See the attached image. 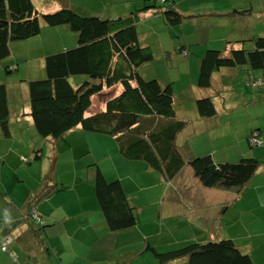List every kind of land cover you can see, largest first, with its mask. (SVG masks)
<instances>
[{
	"label": "trees",
	"instance_id": "1",
	"mask_svg": "<svg viewBox=\"0 0 264 264\" xmlns=\"http://www.w3.org/2000/svg\"><path fill=\"white\" fill-rule=\"evenodd\" d=\"M58 1L60 7L42 11L33 0H0V65L11 53L10 42L39 33L42 23L50 26L65 24L77 35L76 45L43 54L45 75L23 79L27 83L28 114L37 132L58 138L79 124L88 132L113 135L119 153L129 159L145 161L165 181L173 179L187 163L204 185L239 190L258 168L259 159L242 155L235 160L218 161L211 153L186 158L183 154L186 143L178 144L176 139L185 121L174 117L172 82L146 76L140 69L153 58V51L150 46L140 44L137 23L141 13L156 6L157 0L116 15L82 13L65 5L63 0ZM253 6L250 3V6L234 7L222 13L247 17L255 12L264 14V10H256ZM162 12L172 24L181 21L183 15L172 3L164 6ZM248 39L252 42L251 47H231L228 54L220 48L206 47L199 59L197 84L211 88L213 72L224 66L246 65L264 70V34H254ZM248 39L241 38L240 41ZM185 47L179 44L177 50L187 54ZM11 64L5 63L6 72L17 68L16 64ZM76 74L83 77L72 83L70 76ZM16 80L19 84L22 79ZM8 84L0 81V128L4 135L10 134L11 130ZM105 88L109 93L101 107L87 112L92 96L105 92ZM219 91L196 99L200 113L210 114L216 110L213 94ZM261 92L264 96V85ZM253 137L256 142L251 140ZM248 142L251 145L264 143L259 129L252 130ZM33 156L40 157L41 148H34ZM92 164L95 199L109 228L119 230L136 223L137 206L127 196L121 180L118 177L107 179L97 162L92 161ZM51 166L43 176V187L35 194V200H40L48 190L62 186L54 178V163ZM32 207L36 208V205L29 206L24 216L31 218L38 231L43 228L44 220L32 216ZM8 235L12 237L11 241L6 249L1 246L0 249L10 252L13 235L5 233L0 240ZM144 247L152 250L158 264L180 258H185L187 264H255L231 237L192 240L163 250L148 243ZM132 256L133 253L121 257L117 264L128 262ZM19 263L23 264L18 260Z\"/></svg>",
	"mask_w": 264,
	"mask_h": 264
},
{
	"label": "rangeland",
	"instance_id": "2",
	"mask_svg": "<svg viewBox=\"0 0 264 264\" xmlns=\"http://www.w3.org/2000/svg\"><path fill=\"white\" fill-rule=\"evenodd\" d=\"M63 1L65 5L76 8L82 13H98L100 15L126 13L128 10L142 5L144 2H153V0ZM246 1L245 7H247L250 4L249 1H251L254 5V9L264 10V0ZM33 2L36 7L42 11H51L61 5L58 0H33ZM171 3L174 4L176 9L183 12L181 21L173 24L166 23L163 21L161 14H156L152 17V22L155 23V25L151 29H149L147 25L149 21L144 19H139L138 21L137 29L140 32L142 40H145L149 44L154 53L153 58L143 63L140 69L144 72V75L149 77L158 76L164 80L173 79V86L176 92L179 91L181 94L180 97H177L175 94L176 105L180 108L179 102L183 103L182 113H180L191 119V121L188 120L189 122L186 127L178 134V140L181 143L187 140L191 147H195L196 153L200 154L215 150V155L213 154L215 160H235L240 157L237 156L239 148L236 146V144H239V141L224 145L226 144L225 136L221 133H226L228 131L237 132L246 126L245 120L247 119L248 123V118H253L254 122L252 121V124H257V118H261L264 124V96L263 92L260 91L261 89L256 85V79L252 78V75H248L245 69H243L241 70L242 78L240 76H236L233 79L229 77V82H226L225 79V85L218 87L220 91L213 94L224 106V110L221 111L217 118H235L237 124L235 123L236 128L234 130H232L234 121L221 126L217 125L219 128H212L209 125L206 128H202L207 122L205 120L192 122L195 115L193 114L194 101L189 97L193 95L190 87L196 84L199 59L206 47L222 49L227 40L224 33L229 32V30L233 33L236 31L247 33L249 32L247 24L252 25L251 28H253L254 32L264 34V14L262 17L263 21L260 22L256 19V12L253 14L254 16H252L254 19L243 15H226L218 12L209 13V11L215 7H226L228 0H157V5L154 7L162 10L164 6H168ZM231 8H233V6ZM159 15L161 16L160 19L157 17ZM245 18H247V23L245 22ZM248 19L251 20L248 22ZM212 23L214 26L222 28V35H217L218 33L216 31L212 32L213 29L215 30ZM209 31H211V34H209ZM33 36H36L35 38H37L38 41L34 42L32 41L33 39L30 38L12 40L10 42L11 53L1 60L0 81L10 82L12 79H22L20 82L21 85L15 86L14 83H9L10 96H14V98L11 99L12 105H17L14 103L23 105V102H27V83L26 80L23 79L45 75L39 66V55L45 53V51L50 52L58 50V48H63V44L68 45L65 47L76 45L77 38L76 32L69 29L65 24L51 25ZM179 40L185 41V48H187L188 52L190 50L188 55L191 57L190 69H186L185 66L182 67L180 64L178 65V62L183 63L188 57L182 54V51L176 49ZM166 50L172 53L168 55L167 59L163 56V54L167 53L165 52ZM180 58L181 60H179ZM6 62H12V66L14 63H18L20 67L6 72ZM263 72V69H256V75L261 76ZM82 77L83 75L81 74L72 75L70 76V81L76 83ZM258 83L261 84L260 81H258ZM228 85L234 86V88ZM206 90L208 89L206 88ZM215 90L216 87H213L211 93ZM106 95L102 93L94 94L92 96V104L87 112L99 109V106L102 104L101 100H103ZM213 116L216 118L215 115ZM22 127V134L26 140L29 142L37 140L36 146H43V155L40 158H34V149L32 146L24 145L23 148L18 150V153H23L22 155L20 154L21 163L25 166H29V169L33 170L34 174L37 173L38 177L43 175L50 167L56 155L57 158L54 164L56 179L64 182L71 181L72 175H81L85 177L88 167L92 170L94 169L92 161L97 162L107 179L120 177L119 179L127 186H130L128 180L131 174H135L134 177L140 180V188H142L141 186L143 184L153 180L151 175H158L157 171L146 169L147 164L145 161L140 159H129L119 153L118 143L113 135L94 131L90 139H81L80 137V139L74 140V138L71 137L72 134L69 133L58 138H52L39 134L34 125H29V123L24 122ZM262 133L264 134V130ZM233 139H235V136L230 137L227 142ZM247 139L243 138L242 142L247 144L249 148L264 146V143L251 145L248 143ZM208 149L209 151H207ZM232 153L235 156H230ZM24 156L30 161L24 160ZM1 158H3V156ZM121 160H123L124 163L120 162ZM5 164L7 168H0V194H3V191L6 190V185L9 183V185L13 184L12 189H14L16 195L22 197L24 195L23 188L14 185L16 181L18 182L16 169L13 170L14 172L12 173V167L9 165L8 161H5ZM188 168H191V166L189 165ZM23 174L25 173L23 172ZM156 190V188H149V192L152 195L150 199L147 198L146 194L145 197H143L142 194L144 193L141 191L140 198H134L137 201L136 203L140 205L139 218L137 220L138 223L140 222V226L136 223L134 227H128L125 230L112 231L110 233L113 234V236L117 235L118 243L122 249L119 254L124 253L122 257L128 256L129 253L127 252L129 251L133 253L132 260L129 264H139L138 258L139 260L145 259L146 255L152 256L155 263H157V259L152 250L144 247L148 237L152 239L151 241H153L152 243L154 245L156 244L155 246L157 249L163 250L192 241L195 239L194 235H196V233L206 235L209 229H213V231L209 232L210 234H215L218 229H220L224 235H228L229 233L238 235L241 233V223L239 218H237L240 210L239 205L236 204V201L241 203L239 198L235 199V207H229L225 214H219L223 215V218H221L222 225L214 227L208 224H216L213 217L215 216L216 221H218L219 216L217 217V214L221 210L216 211L219 204L217 205L213 202L205 203L200 206L203 209L196 210L194 204L192 206V204L185 202L183 198L176 202L166 199L163 205L164 217L159 219L156 212L157 210L152 213L153 207H155V205L159 206V202L153 201L157 194ZM171 190L172 193L175 194L173 191H175L176 188L173 187ZM6 198L7 197L4 195H0V207L3 212H7L10 206V204L7 206ZM21 200V198H18V201ZM47 204L48 201L41 203L42 206ZM40 211L41 210L38 209L39 214L41 213ZM151 216L153 220H149ZM198 222L203 223L197 225ZM174 224L177 226L176 228L173 227ZM37 225L39 226V224ZM260 226L261 223L258 224V229ZM227 228L228 230L226 231ZM179 236L185 239H183L182 242L173 241L176 238L178 239ZM196 236L199 238V235ZM260 236L261 238L258 236H252L251 238H247V236L244 238L238 236L235 239L240 247H244L241 239H248L249 242H252L249 247L254 249L253 253L258 260L262 259L264 255V246L261 248L263 251L262 254L259 255L258 252H256L258 250V244H260V242L264 244V241H262L263 237L262 235ZM253 238L254 243L252 241ZM11 261L13 263L16 262L12 258ZM169 264L187 263L185 258H180L174 260V262L171 261Z\"/></svg>",
	"mask_w": 264,
	"mask_h": 264
},
{
	"label": "crops",
	"instance_id": "3",
	"mask_svg": "<svg viewBox=\"0 0 264 264\" xmlns=\"http://www.w3.org/2000/svg\"><path fill=\"white\" fill-rule=\"evenodd\" d=\"M249 2L251 3V1ZM245 3H247L246 0H228L226 7H221V8L215 7L214 9L210 10L209 13L212 12L222 13L225 10H229V8L231 9L232 6L233 8L234 7L244 8L246 6ZM248 6H250V4ZM156 14H161L163 21L169 23L165 15L163 14L162 10L159 8H155L154 6L148 9L147 11H145L144 13H141L140 19L149 21L147 25L149 29H151L155 25V23L152 22V17ZM223 14H227V13H223ZM252 16L254 15L248 17L254 19ZM256 16H257L256 19H258V21L260 22L263 21L262 13L259 14L256 13ZM157 17L160 19L161 16L159 15ZM250 20L251 19H248V22ZM245 22L247 23V18H245ZM49 26L47 25V23H42L41 32L43 29ZM212 26L215 28V30L213 29L212 32L216 31L218 33L217 35L219 36L222 35L221 34L222 28H220L219 26H214L213 23ZM251 26L252 25L247 24V28L249 30V32L247 33H241V31H236L235 33H233L230 32V30L229 32L224 33L225 37H227L226 43L222 48L224 53L228 54V51L230 50L231 47L236 48L242 45L246 47H251L252 42L248 38L251 37V35L258 34V32L253 31V28H251ZM209 34H211V31H209ZM35 37L36 36H32L30 37V39H33L32 41L36 42L38 40ZM241 38H247L248 41L247 40H245L244 42L240 41ZM139 41L141 45L149 46V44L145 40H142L140 32H139ZM178 43L184 44L186 46L185 41L179 40ZM65 46L68 45L63 44V47ZM165 52L167 53L163 54V56L164 58L167 59L168 55H171L172 53H170L168 50H166ZM189 52L187 54H184L182 52V54L188 56ZM43 54L39 55L40 57L39 66L44 71ZM179 60H181V58ZM190 61H191V57L188 56L186 61L184 60L183 63L178 62V65L180 64L182 67L185 66L186 69H190ZM14 64L17 65V69L20 67L18 63H14ZM243 69H245V72H247L248 75H252V78L256 79L257 81L256 85L259 87V89H261L260 91H262V86L264 85V72L261 74V76L256 75V69H251L246 65L221 67L220 69L213 72L212 85L211 88L209 89L207 88L208 90H206V87L199 86L197 84V79L195 85L193 86L190 85L193 95L189 97L191 100L193 99L194 101L193 114L195 115V117L192 119V122H200L202 120H205L208 123L206 122L202 128H206L208 127V125L212 128H219L217 127V125L221 126L226 123H230L231 121H234L232 130L236 128L235 123L237 124V122H235V118H217L218 115L221 113V111L224 110V106L220 103V101H218V99L214 97V104L216 110L210 114L200 113V111L196 106V99L199 96H203L211 93L213 87H216V90H220V88L218 87H222V85H225L224 84L225 79L226 82H229V77H232L231 79L235 78L236 76H240L242 78L241 70ZM142 73L144 74L143 71ZM154 77H157L161 82L171 81L173 86V79L164 80L158 76H154ZM28 78H32V77H28ZM261 80L262 83L259 84L258 81ZM10 82L14 83L15 86L21 85V83L18 84L16 79H12ZM228 86L234 88V86L231 85ZM22 90L24 91L23 88ZM173 91H174V106H175L174 117L180 118L185 121L183 127L178 131L176 139L178 144L186 143V146H184L185 148L183 149V154L186 158H188L191 155H197L200 153H196L195 147L194 146L191 147L187 140H185L182 143L178 140L179 132L184 127H186V125L189 122L188 120L191 121V119L181 114L183 103L179 102V106H180L179 108L176 105L177 103L175 102V94L177 95V97H180L181 94L179 91L176 92L174 86H173ZM108 93L109 90L105 89V92H103L102 94L106 95ZM9 95H10V91H9ZM12 98H14L13 95L10 96V102H9L10 111H11L10 134L4 135L0 128V168L1 169L7 168L5 161H8L9 165L12 167V173L14 172L13 170L16 169V172L18 174L17 176L18 182L16 181L14 185L22 187L24 190L23 191L24 195L22 197L16 195L14 189H12L13 184L9 185V183L6 185V190L3 191V194H0L7 197L6 198L7 206L10 204L7 212L5 211L3 212L0 207V223H1L0 236H2L5 233H9L13 235V240L10 244V247H12V249L15 252H17V259L19 261H22L23 264H117L119 261L118 259H120L124 253L119 254V252H121L122 249L120 248V245L118 243L117 235L113 236V234L110 233L112 231L125 230L126 228L119 230H111L109 228L108 223L105 220L101 210L99 209V206L95 199L94 184H93L94 169L92 170L88 167L85 177L81 175H76V176L72 175L71 181L64 182L62 180L61 181L58 180L62 183V186L60 188L50 189L40 198V200H35V196H36L35 194L38 191H40L43 187V176L45 172L52 167L51 165H53V163L55 164L57 155L55 160L52 161V164L43 173V175L39 174L40 177L37 176V173L34 174L33 170L29 169V166H25L21 163L20 154L22 155L23 153L22 152L18 153V150L20 148H23L24 145L32 146L33 149L37 148L36 146L37 140L35 141L32 140L29 142L22 134V129H23L22 126L24 122L29 123V125L30 124L33 125L31 116L28 114L29 111L28 103L25 102L23 103V105H19V103H14L17 105H12V100H11ZM101 101L103 102L104 99ZM213 115H215L216 118H214ZM252 121L253 118H248V123H247V119H246L245 120L246 126L241 128L237 132H230V131L226 133L219 132L225 136L226 144L224 145H228L230 143H235L236 141H239V144H236V146L239 148V153H237L238 154L237 156L241 157L242 155H252V156H256L260 161L256 171L239 190L224 189L221 187H210L204 185L199 179V177L194 174L192 167L188 168L189 164L187 163L183 166V168L179 170V172L173 177V179L169 181H165L160 178V175L157 172L158 175L157 176L151 175L153 180L150 181L149 183L143 184L141 186L142 188L139 187L140 180L134 177L135 174L133 175L131 174L128 180L130 186L129 185L127 186L122 181L121 182L127 196L137 206L138 218H139L140 205L136 203L137 201L134 198L139 199L141 195L140 194L141 191L144 193L142 194L143 197H145L146 194L147 198L150 199L152 195L149 192V188L152 187L153 189L155 188L157 189L156 190L157 194L155 195L153 201L159 202V206L155 205V207H153L152 213L153 211L157 210L156 212L158 214L159 219L164 217L163 205L166 199L173 200V202H176L177 200H181L183 198L185 202L192 204V206L194 204L196 210L203 209L200 206L208 202H213L214 204L217 205L219 204V206L216 208V211L221 210L217 214V217L219 216L218 221H216L214 216L213 218L216 224L215 225L208 224V225H213L214 227L222 225L221 218H223V215H219L220 213L225 214L226 210L229 207H235L236 204L239 205L240 212L237 218H239L241 223L240 234L236 235L229 233L228 235H224L222 231L218 229L215 235V234H210L209 232L213 231V229H209L206 235H200L199 233H196V235H199V238H197V236L194 235L195 239L193 240L202 241V240L214 239L220 237H231L236 242L235 238H237L238 236H242L243 238L245 236H247V238L249 237L251 238L252 236L254 237L258 236L259 238H261L260 235H262V237L264 238V146H254L252 148H249L247 144L242 142V139L243 138L247 139L254 128L259 129L261 136H264V134L262 133V131L264 130L263 129L264 124L262 123L261 118H257L258 121L257 124H252ZM68 133L72 134L71 137L74 138V140L80 139V137L81 139L82 138L90 139L91 135H93L92 132H88L84 130L79 124L71 128L69 131H67L66 134ZM232 136H235V139H233L230 142H227L229 138ZM38 148H41V156H42L43 146H40ZM207 151H209V149ZM206 153H211L212 155L213 154L215 155V150H211V152H206ZM2 156L3 158H1ZM230 156H235V155L232 153ZM24 160L28 162L30 161L27 158H24ZM120 162L124 163L123 160H121ZM146 169L153 170L150 169L148 165ZM23 172L25 174H23ZM53 175L54 178L56 179L55 170ZM173 187L176 188V190L173 191L175 192V194L172 193L171 190V188ZM18 198H21L22 200L18 201ZM238 198L241 201V203L236 201L235 204V199ZM45 201H48V204L42 206L41 203H44ZM31 205H36L37 211L38 209L41 210L40 214L44 220L43 228L38 231L35 228L34 226L35 223L31 220V218L28 216L27 217L24 216L26 209ZM149 220H153L152 216L149 217ZM136 223L139 224L138 226H140V222L139 223L136 222ZM136 223H134L129 227L136 226L135 225ZM202 223L203 222H198L197 225ZM259 223H261V226L258 229ZM173 227L176 228L177 226L174 224ZM227 230L228 228L226 229V231ZM213 236H218V237H213ZM263 238L262 241H264ZM183 239L185 238L179 236L178 239L176 238L173 241L182 242ZM151 240L152 239L148 237L145 245H147V243L153 244L152 243L153 241ZM241 241L244 247H240L237 242L236 244L251 256L253 262L255 264H264V255L262 259L257 260L256 256L253 253L254 249L249 247L252 244V242H249L248 239H241ZM252 241L254 243V238L252 239ZM263 246L264 244L262 242L258 244L257 247L258 250L256 252H258L259 255L262 254L263 252L261 250ZM3 251L4 250L2 249L0 250V264L18 263V260L14 259L11 256L10 252L5 251L6 252L5 253ZM127 253L131 254L132 252L129 251ZM145 257H146L145 259L141 258L142 260H139L138 258L139 264H158L155 263L152 256L146 255ZM11 258L16 262L13 263L11 261ZM131 260L132 259H130L128 262L124 264H129Z\"/></svg>",
	"mask_w": 264,
	"mask_h": 264
},
{
	"label": "built area",
	"instance_id": "4",
	"mask_svg": "<svg viewBox=\"0 0 264 264\" xmlns=\"http://www.w3.org/2000/svg\"><path fill=\"white\" fill-rule=\"evenodd\" d=\"M184 52H186V51H184ZM251 140L254 141V142L257 141V139L254 138V137H253ZM24 158H26V157L24 156ZM30 212H31L32 216H33L35 219H37V220H41V221H42L41 216H40V214L38 213V211L36 210L35 207H32ZM11 239H12V237L9 236V235H8V236H5L3 239H1V240H0V246H1V248H2V249H6V248H7V243H9V241H11ZM10 254H11V256H12L14 259L17 258V254H16L15 251L11 250V251H10ZM19 264H20V263H19Z\"/></svg>",
	"mask_w": 264,
	"mask_h": 264
},
{
	"label": "clouds",
	"instance_id": "5",
	"mask_svg": "<svg viewBox=\"0 0 264 264\" xmlns=\"http://www.w3.org/2000/svg\"><path fill=\"white\" fill-rule=\"evenodd\" d=\"M27 158V157H26Z\"/></svg>",
	"mask_w": 264,
	"mask_h": 264
}]
</instances>
